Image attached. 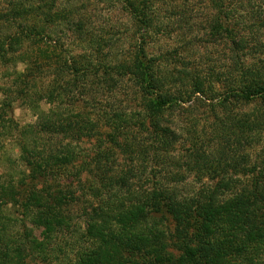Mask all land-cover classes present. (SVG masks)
Segmentation results:
<instances>
[{
    "label": "trees",
    "instance_id": "16d2710c",
    "mask_svg": "<svg viewBox=\"0 0 264 264\" xmlns=\"http://www.w3.org/2000/svg\"><path fill=\"white\" fill-rule=\"evenodd\" d=\"M120 1L140 30L149 29L157 0ZM208 3L216 11L209 32L229 44V62L190 72L181 62L175 66L143 46L127 56L117 50L113 54L111 38L86 28V14L74 0H0V63L14 69L24 64L15 71L14 90L13 84L1 88L0 264H28L54 255V240L71 225L64 207L71 191L62 178L77 160L78 168L94 162L104 181L101 187L112 192L91 208L73 264H264V166L248 167L251 173L258 170L250 186L228 196L219 189L231 190L232 178H221L215 188L190 197L167 183L176 179L169 178L167 166L179 141L190 142L186 158L195 179L204 173L213 179L228 167L244 168L236 145L264 138V39L251 42L257 33L264 34V9L247 25L238 14L243 0ZM64 25L76 34L84 54L73 56L46 44L45 37ZM256 54L260 56L249 60ZM124 79L138 110L124 108V94L119 95ZM195 98H219L208 105L224 113L214 114L210 137L217 145L212 150L201 143L207 135L202 128L192 123L178 128L175 113L185 104L193 106ZM17 100L35 116L32 123L21 125L11 116ZM249 103H254L250 113L234 112ZM90 138L102 143L87 162L79 159L80 141ZM117 153L142 167L156 164L155 174L164 173L166 182L157 180V186L124 198V192H133L129 177L135 175L131 169L129 174H110ZM159 215L174 221L170 237L158 227ZM31 227L41 229L43 236L37 237Z\"/></svg>",
    "mask_w": 264,
    "mask_h": 264
},
{
    "label": "rangeland",
    "instance_id": "374dc122",
    "mask_svg": "<svg viewBox=\"0 0 264 264\" xmlns=\"http://www.w3.org/2000/svg\"><path fill=\"white\" fill-rule=\"evenodd\" d=\"M236 1V0H233ZM243 3L238 12L245 24H253L252 15L258 14V10L264 9V0H252ZM74 3L79 6L80 12L86 14V28L96 36H109L113 43V54L120 52L125 56L133 53L139 46L146 48L149 54L155 56H164L171 64L179 66L178 62L184 64L190 69L207 71L208 65L222 66L229 62L230 54L229 44L225 42L217 34L211 35L209 32V21L216 13L208 4V0H157L151 9V18L153 20L149 29L140 30L139 26L131 19L126 12L120 0H74ZM251 12L253 14H251ZM79 16V15H78ZM77 19V16L75 17ZM146 30V31H145ZM142 33H145L144 38L146 43L142 44ZM251 40L253 44L257 43L259 38L264 39V34L257 33ZM78 37L66 25L61 29H56L50 35L45 37L46 44L62 51H69L73 56L77 54H84V48L77 43ZM117 50V52H115ZM105 54H109L108 49H105ZM90 55V53H86ZM71 55V56H72ZM260 54L248 56L249 60H255ZM213 64V65H212ZM194 67V68H193ZM14 67L2 65L0 63V102L3 98V86L12 85L14 90V76L15 71H22L24 69L23 63H17ZM178 68V67H177ZM124 79V89L119 90V95L124 94V108L131 109L132 107L138 110L137 99L134 101L133 92L130 87L126 85ZM89 89V86H86ZM217 87V85H216ZM221 87V84L219 85ZM132 94H129L128 91ZM76 95L80 96V93ZM200 97V95L198 96ZM197 101L193 106L187 109V104L184 105V110H178L177 115L178 128H187L189 123H192L202 128L207 134L202 136V144H206L207 149L212 150L216 147V140L211 139V128L215 125L214 114L222 115L220 108L216 110L211 108L208 104L217 102L216 100H203L194 99ZM121 101V100H120ZM117 103V102H115ZM76 105L80 104V100L75 102ZM254 103L240 104L234 112L236 114H247L251 112ZM42 108H47V105L41 102ZM90 108V107H89ZM11 116L19 124L32 123L35 120L33 113L24 106V104L17 100L13 104ZM204 135V134H203ZM102 137V136H101ZM190 140V139H189ZM102 143V142H101ZM100 139L90 138L82 139L80 141L83 148V155L79 158L92 161V156L100 150ZM107 146L105 144L103 147ZM190 147V142L176 143L172 155L174 160L167 166V171L171 173V177L176 178L167 181L169 186L174 187L176 192L182 197L195 196L202 190H211L215 188L221 178H232L235 181L230 189H219L226 196L234 189L238 191L242 187H249L252 177L258 172L251 173L248 167L257 163L258 166H264V138L260 142H254L251 145L245 144L236 145L234 149L238 155V162L244 168L240 171L237 167L233 169L228 167L226 174L218 176L214 173L213 179H210L207 174L200 175V178L195 179L193 170L188 169V159L186 158L187 148ZM236 158V156H235ZM83 163V161H82ZM151 163V162H150ZM88 164V163H87ZM86 164V165H87ZM144 167L138 160H130L127 155L117 153L114 165H110V174L113 171L131 169L135 176L129 177V182L132 184L130 187L133 192L125 193L124 198H134L132 193L140 192L142 189L152 188L157 186V180H166L161 176L164 173L155 174L158 172L156 164L151 163L149 166L146 162ZM85 163L80 166L78 160L73 164V168L69 169V174L65 173L62 180L65 183V189L71 191L70 199L64 207L67 208L71 215V225L68 230H65L63 236H57L52 244L51 255L48 260L41 261L40 259H33L28 261V264H73L75 255L81 245L80 234L85 232L88 222V214L91 212L92 207H97L102 198L105 200L111 195L108 187H101L104 183L100 180L101 171L96 167L94 162L86 166ZM165 172V171H164ZM129 174V173H126ZM195 174V175H194ZM212 174V173H211ZM158 227L165 230L166 235L170 237L173 234L175 223L169 217L167 219L160 215L156 218ZM30 226V224H28ZM33 233L41 238L43 231L31 227ZM77 239V240H76ZM174 255L178 253L169 249ZM154 264H161L154 262ZM166 264V263H165Z\"/></svg>",
    "mask_w": 264,
    "mask_h": 264
}]
</instances>
